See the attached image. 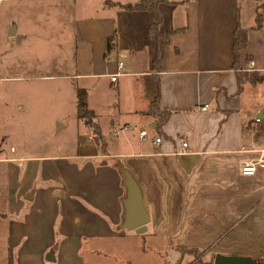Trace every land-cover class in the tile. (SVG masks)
<instances>
[{
	"label": "crops",
	"instance_id": "obj_1",
	"mask_svg": "<svg viewBox=\"0 0 264 264\" xmlns=\"http://www.w3.org/2000/svg\"><path fill=\"white\" fill-rule=\"evenodd\" d=\"M108 1L0 0V82L35 80L29 92L52 97L49 123L73 139L0 151V264L264 261V167L237 171L264 148V0H158V61L153 12ZM16 92L0 83L1 117ZM128 176L146 214L137 232L124 226Z\"/></svg>",
	"mask_w": 264,
	"mask_h": 264
},
{
	"label": "rangeland",
	"instance_id": "obj_2",
	"mask_svg": "<svg viewBox=\"0 0 264 264\" xmlns=\"http://www.w3.org/2000/svg\"><path fill=\"white\" fill-rule=\"evenodd\" d=\"M3 86L11 84L17 89L10 102L7 103L12 119L0 115V151L11 150L10 146L30 152L32 154H43L58 148H70L72 130L69 127L56 129L49 120L53 108V100L46 93L29 92L28 84H34L35 80L27 78H13L10 81H2ZM27 86L28 91L22 93L20 88ZM19 103L18 106L16 104ZM56 126V125H55ZM23 163V161H20ZM1 165V163H0ZM5 184V179L0 176V189Z\"/></svg>",
	"mask_w": 264,
	"mask_h": 264
},
{
	"label": "trees",
	"instance_id": "obj_3",
	"mask_svg": "<svg viewBox=\"0 0 264 264\" xmlns=\"http://www.w3.org/2000/svg\"><path fill=\"white\" fill-rule=\"evenodd\" d=\"M158 0H136L134 2H130V3H125L123 4L124 7L131 9V8H147L150 9L153 12V18H152V22L150 24V29L151 31L154 33L155 38H156V42H155V55H154V60L158 61L161 58L162 55V46L165 43V41L167 40V34L168 32H160L157 29V24L159 22V16H158V12L156 9V3ZM107 2H109L107 0ZM258 16V15H257ZM258 22V21H257ZM257 24V23H256ZM244 29L241 28H237L234 30V38L231 44V48L232 51L235 52L237 51L238 47L242 46L244 44V40H245V32H243ZM239 81V79H238ZM76 100H77V115L82 117V119L90 120L91 117V113L89 110L86 109V99L84 98L85 96V91L81 88H78L76 91ZM158 101V97L157 94L155 96V99L153 100V104L156 105ZM166 113V112H165ZM164 113V114H165ZM191 251H193L196 255H199L200 251L194 250V249H189ZM209 264V261L208 263ZM260 264H264V261H261Z\"/></svg>",
	"mask_w": 264,
	"mask_h": 264
},
{
	"label": "water",
	"instance_id": "obj_4",
	"mask_svg": "<svg viewBox=\"0 0 264 264\" xmlns=\"http://www.w3.org/2000/svg\"><path fill=\"white\" fill-rule=\"evenodd\" d=\"M127 184V197L125 199V205L127 206V211L124 219V226L132 228L135 232L141 231L144 228V223L146 221V214L142 211L141 205H139V193L136 186L128 176L126 180ZM50 249L47 252L48 258H53ZM211 264H260L252 256L249 255H225L219 252H215L212 257Z\"/></svg>",
	"mask_w": 264,
	"mask_h": 264
},
{
	"label": "built area",
	"instance_id": "obj_5",
	"mask_svg": "<svg viewBox=\"0 0 264 264\" xmlns=\"http://www.w3.org/2000/svg\"><path fill=\"white\" fill-rule=\"evenodd\" d=\"M248 65H247V68H251V66L253 65L252 61L251 60H248ZM118 67L121 66V61L119 60L118 61ZM119 71L115 72V73H112L110 74V80H114L117 76ZM207 107V104L206 103H201L199 105H197V108L202 110V109H205ZM258 117L255 118V120H257ZM122 128H125V126H122ZM145 133V130H140L138 132V135L139 136H142L143 134ZM159 139V137L155 136L153 138V140L155 142H157ZM185 148H186V142L184 140H181L180 141V146L178 147L177 149V153H181V152H184L185 151ZM258 167H264V148H258L256 150V154L253 158H248V159H245V160H242L241 163H239V165L237 166V171H239V173L241 175L243 174H253L255 172V169L258 168Z\"/></svg>",
	"mask_w": 264,
	"mask_h": 264
}]
</instances>
